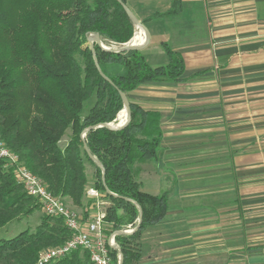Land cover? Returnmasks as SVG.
<instances>
[{
	"label": "trees",
	"instance_id": "obj_1",
	"mask_svg": "<svg viewBox=\"0 0 264 264\" xmlns=\"http://www.w3.org/2000/svg\"><path fill=\"white\" fill-rule=\"evenodd\" d=\"M96 33L103 42L125 44L135 24L116 0H0V138L53 195L81 208L85 220L95 205L87 198V158L96 169L95 188L111 202L106 234L123 230V224L136 227L142 214L139 230L115 238L122 264H139L142 232L162 221L169 207L168 194L146 192L139 180L144 165L162 156L161 115L130 102L127 126L114 130L104 124L116 122L124 109L119 90L128 94L145 83L180 82L185 63L166 43L169 62L162 66H151L142 50L111 52L95 44L100 69L113 85L100 74L89 47ZM85 144L103 165L105 182ZM36 210H42L40 200L17 180L15 166L0 158V229ZM72 234L62 217L43 213L34 231L0 240V264H39L46 249L63 245ZM110 253L119 264L120 251ZM49 264L94 263L87 251L75 250Z\"/></svg>",
	"mask_w": 264,
	"mask_h": 264
},
{
	"label": "crops",
	"instance_id": "obj_2",
	"mask_svg": "<svg viewBox=\"0 0 264 264\" xmlns=\"http://www.w3.org/2000/svg\"><path fill=\"white\" fill-rule=\"evenodd\" d=\"M126 2L147 62L166 65V43L185 63L182 81L127 94L161 115L162 156L139 180L169 202L139 264H264V0Z\"/></svg>",
	"mask_w": 264,
	"mask_h": 264
},
{
	"label": "built area",
	"instance_id": "obj_3",
	"mask_svg": "<svg viewBox=\"0 0 264 264\" xmlns=\"http://www.w3.org/2000/svg\"><path fill=\"white\" fill-rule=\"evenodd\" d=\"M0 158L15 166L17 180L30 195L40 200L44 213L62 217L67 227L73 232L72 237L63 245L46 249L40 255L39 264H49L66 257L75 250L87 251L90 261L94 264H113L110 248L117 244L115 240L117 231L110 235L106 234L105 229L108 222L105 212H98L95 216H89L85 220L76 210L69 207L64 199L53 195L39 177L20 165L18 156L6 147L1 138ZM87 193L88 196L100 197L98 190L93 187H90ZM125 230L131 231L132 229Z\"/></svg>",
	"mask_w": 264,
	"mask_h": 264
},
{
	"label": "water",
	"instance_id": "obj_4",
	"mask_svg": "<svg viewBox=\"0 0 264 264\" xmlns=\"http://www.w3.org/2000/svg\"><path fill=\"white\" fill-rule=\"evenodd\" d=\"M116 1L118 3H120L121 6L124 8V10L126 11L127 15L131 18V20L135 24V28L136 29L137 28H142L144 30L145 40L141 44H136V43H132L131 41H129L128 43H125V44H123V45H121L119 47H108V46H106L103 43V41H102L99 33L92 34L89 37L88 43H89V47L91 48V50L93 52L94 60H95V63H96V67L99 70L100 74L108 82H110L113 85H114L113 81L111 79L107 78L106 76H104V74L102 73V71L100 69V66H99V63H98V60H97V57H96L95 44H97L98 46H100L104 50H108V51H111V52H121V51H127V50H143L148 45L149 40H150V34H149L148 29L138 19V17L134 13V11L125 2H123L122 0H116ZM119 93H120V95H121V97L123 99V102H124V109L123 110H125V112H126V118H125V121L123 123H120L119 122L117 125H114L113 122L112 123H106V124H104V126L108 127L109 129H114V130L122 129L125 126H127L129 124V122L131 121L132 112H131V104H130V100L128 98V95L126 93H124L123 91H121V90H119ZM84 135H85V133L83 134V136ZM85 149H86L89 157L91 158V160L93 162H95V164L102 169V172H103V181L105 182V171H104L103 165L91 154V152H90V150H89V148H88V146L86 144H85ZM141 222H142V214H141L140 219L138 221V225L134 229H132L131 231L119 230V231H117V234H124V235L132 234L135 231L139 230L140 225H141ZM113 248H117L120 251V261H119V264H122L123 263V254L121 253L120 246L116 244L115 246H113Z\"/></svg>",
	"mask_w": 264,
	"mask_h": 264
},
{
	"label": "rangeland",
	"instance_id": "obj_5",
	"mask_svg": "<svg viewBox=\"0 0 264 264\" xmlns=\"http://www.w3.org/2000/svg\"><path fill=\"white\" fill-rule=\"evenodd\" d=\"M136 30L137 29L135 28V32H136ZM103 43L108 47H119V46L123 45V44H118V43H115L112 41H104ZM94 101H95V99L92 98L86 102L84 114H87L89 112L90 108L94 104ZM118 119H119V115H118L117 121L113 122L114 125H117L119 123ZM67 140H68V138H67V136H65L61 142V145L64 146L67 143ZM84 162L86 165V170H87V175H88L89 188L90 187L95 188L93 182L96 178V176H95L96 169L87 158H85ZM98 192L100 193V191H98ZM87 198L89 200L91 198L95 202V205L93 206V208L90 209V215L89 216H95L96 214H98V212H105L107 215L106 209L109 205H111V202L109 200L103 199L101 193H100V197L87 196ZM66 202H67L69 207L76 210L80 215H83V210L81 208L73 205L69 200H67ZM43 213H44L43 209L42 210H36L30 217H27V218L23 219L22 221L9 224V225L5 226L4 228L0 229V240L1 239H11V238L17 236L18 234H20L21 232H23L25 230L34 231L37 228V226L41 223V217H42ZM121 213H123V212H121ZM119 228L123 229V230L134 229L135 226H133L132 224H127V225L123 224Z\"/></svg>",
	"mask_w": 264,
	"mask_h": 264
},
{
	"label": "bare ground",
	"instance_id": "obj_6",
	"mask_svg": "<svg viewBox=\"0 0 264 264\" xmlns=\"http://www.w3.org/2000/svg\"><path fill=\"white\" fill-rule=\"evenodd\" d=\"M145 40V33L144 30L142 28H137L133 38L131 39L132 43H136V44H141L143 43ZM126 118V112L125 110H122L119 114V122L123 123L125 121Z\"/></svg>",
	"mask_w": 264,
	"mask_h": 264
}]
</instances>
